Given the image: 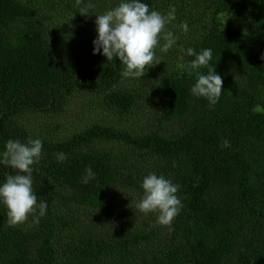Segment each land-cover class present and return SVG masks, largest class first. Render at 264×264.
Here are the masks:
<instances>
[{"label":"trees","instance_id":"trees-1","mask_svg":"<svg viewBox=\"0 0 264 264\" xmlns=\"http://www.w3.org/2000/svg\"><path fill=\"white\" fill-rule=\"evenodd\" d=\"M143 2L175 7L166 27L178 42L126 82L118 59L93 55L96 17L82 15L119 0H0V152L43 140L33 189L48 204L39 223L14 227L0 205V264H264V0ZM189 47L212 49L214 109L190 94ZM86 95L123 120L56 131ZM88 166L96 178L82 184ZM153 172L180 185L170 228L136 208ZM14 174L0 165V182Z\"/></svg>","mask_w":264,"mask_h":264},{"label":"clouds","instance_id":"clouds-1","mask_svg":"<svg viewBox=\"0 0 264 264\" xmlns=\"http://www.w3.org/2000/svg\"><path fill=\"white\" fill-rule=\"evenodd\" d=\"M92 7L89 4L82 10V15L94 14L96 17L93 55H102L107 61L118 59L123 65L122 76L126 79H141L146 69L162 61L157 57V47L160 52L167 53L177 45L178 36L166 27L176 20L174 6L166 14L150 10L143 0H119L115 7L102 14L91 12L89 9ZM179 28L182 33H187L188 24L181 22ZM181 51L195 57L184 65L189 76H196L190 94L196 98H205L209 108L214 109L222 95L223 79L210 65L212 49L197 52L189 47ZM260 58L264 60V54ZM202 67L208 68L207 74L200 72ZM42 150L43 140L29 137L26 142L7 140L4 150L0 152V165L15 170L14 175H7L0 182V205L5 209L9 226L25 223L29 215L33 216L34 223H39L40 218L47 213V202L42 199L38 202L33 189V166L39 163ZM67 158L64 153L57 155L61 163ZM95 178L96 173L88 166L79 182L88 184ZM140 186L143 196L136 204L137 210L144 215L155 213V226L170 228L182 209L178 195L180 185L153 172L143 178Z\"/></svg>","mask_w":264,"mask_h":264},{"label":"rangeland","instance_id":"rangeland-1","mask_svg":"<svg viewBox=\"0 0 264 264\" xmlns=\"http://www.w3.org/2000/svg\"><path fill=\"white\" fill-rule=\"evenodd\" d=\"M152 79V76H148L146 74L143 84L145 86L150 85ZM127 81H129V79H126V82ZM78 98L79 97L73 99V110L69 113V116L62 118L64 121L63 125L62 127L58 126L56 131H74L77 128H81L102 118L107 120L113 119L115 121L123 120L122 117L120 118L113 112L98 106L94 98L90 97L89 95H86L81 99Z\"/></svg>","mask_w":264,"mask_h":264}]
</instances>
